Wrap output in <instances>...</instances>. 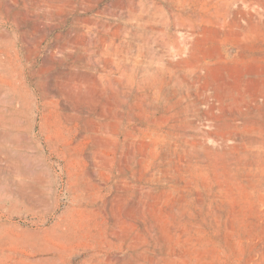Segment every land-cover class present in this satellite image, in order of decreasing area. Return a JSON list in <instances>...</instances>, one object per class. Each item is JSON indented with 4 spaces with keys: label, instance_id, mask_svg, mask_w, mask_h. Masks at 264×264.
I'll return each mask as SVG.
<instances>
[{
    "label": "rangeland",
    "instance_id": "rangeland-1",
    "mask_svg": "<svg viewBox=\"0 0 264 264\" xmlns=\"http://www.w3.org/2000/svg\"><path fill=\"white\" fill-rule=\"evenodd\" d=\"M0 264H264V0H0Z\"/></svg>",
    "mask_w": 264,
    "mask_h": 264
}]
</instances>
